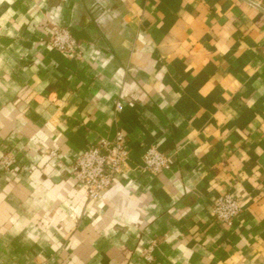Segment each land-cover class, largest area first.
I'll return each mask as SVG.
<instances>
[{
	"label": "crops",
	"instance_id": "0c3cea01",
	"mask_svg": "<svg viewBox=\"0 0 264 264\" xmlns=\"http://www.w3.org/2000/svg\"><path fill=\"white\" fill-rule=\"evenodd\" d=\"M70 25L79 52L51 47ZM118 130L126 165L93 202L71 166ZM6 153L0 264H264V0H0Z\"/></svg>",
	"mask_w": 264,
	"mask_h": 264
},
{
	"label": "built area",
	"instance_id": "2783aa9c",
	"mask_svg": "<svg viewBox=\"0 0 264 264\" xmlns=\"http://www.w3.org/2000/svg\"><path fill=\"white\" fill-rule=\"evenodd\" d=\"M48 41L51 47L61 52H79L77 39L65 27H52ZM116 107L118 110L123 108L120 103ZM49 156L55 158L58 152L50 150ZM127 158L125 134L118 130L111 140L103 138L78 155L71 166V174L86 189L89 200L94 202L112 184L114 177L123 171ZM14 164L15 157L10 153L0 157V165L4 169L8 170ZM143 164L149 174L156 175L170 168V158L151 146L143 155ZM211 209L215 219L226 225H231L240 212L236 198L227 193L215 197ZM144 258L147 261L153 259L152 245L144 250Z\"/></svg>",
	"mask_w": 264,
	"mask_h": 264
},
{
	"label": "water",
	"instance_id": "95a60500",
	"mask_svg": "<svg viewBox=\"0 0 264 264\" xmlns=\"http://www.w3.org/2000/svg\"><path fill=\"white\" fill-rule=\"evenodd\" d=\"M84 28H85V26H84ZM69 30L71 31L72 35L75 38H81V37H83L84 32H85V30H78L77 28L73 27L72 25L69 26Z\"/></svg>",
	"mask_w": 264,
	"mask_h": 264
}]
</instances>
